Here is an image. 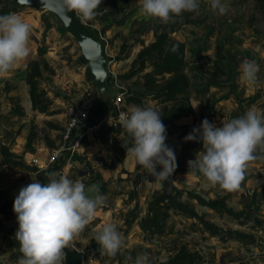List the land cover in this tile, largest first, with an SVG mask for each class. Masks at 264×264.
<instances>
[{
    "label": "rangeland",
    "instance_id": "rangeland-1",
    "mask_svg": "<svg viewBox=\"0 0 264 264\" xmlns=\"http://www.w3.org/2000/svg\"><path fill=\"white\" fill-rule=\"evenodd\" d=\"M12 1L0 0V15L18 13L30 24V54L0 77V175L22 167L34 168L33 158L44 159L37 148L29 155L26 143L31 133L35 134L36 146L42 145L46 138L57 140L68 123L69 107L87 97H92L95 105L100 101L88 61L58 18L33 7L9 9ZM198 2V12H183L165 24L143 15L139 0H102L95 18L84 21L107 44L111 84L120 90L126 87L142 93V74L131 80L123 77L133 70L139 52L156 35L169 33L188 46L185 71L191 81L192 98L198 100L204 90H211L213 108L218 97H222L217 112L223 113L220 118L210 119L218 115L212 114L209 107L205 119L221 127L253 107L264 114V3L222 0L229 10L219 15L211 9L209 0ZM41 47H46L44 61L53 71L42 70L40 79V89L52 101L49 115L33 108L28 110V100L23 99L31 66L37 61L44 64L39 57ZM245 60L259 65V83L255 87L240 79V66ZM212 77H217L213 78L216 83L214 80L208 83ZM220 78L226 79L225 84ZM225 93L228 96L224 97ZM204 105L194 104L198 110ZM187 135L185 131L176 144L173 135L165 141L173 150L178 145L182 149L181 155L176 156V170L168 177L174 181L177 198L165 199L163 181L150 182V173L142 166L129 176L124 174L117 182V190L113 186L116 197L109 196L106 188L109 197L106 196L104 204L118 206L117 215L124 220L121 226L117 225L124 237L123 247L115 256L103 252L94 239L99 227L91 221L68 246L74 259L78 258L80 264H134L139 254H147L149 264H264V158L249 162L239 189L228 191L218 185L210 186L201 174L188 171V161L194 160L204 148L202 142H186ZM114 142L115 138H111L89 164L75 168L76 179H83L88 171L99 172L102 163L96 159L109 163L108 151ZM256 155L264 157V151L258 150ZM114 165L111 162L108 169ZM89 180L83 179L85 186ZM6 242L4 245L0 239V264H17L22 254L14 246L19 244L12 239Z\"/></svg>",
    "mask_w": 264,
    "mask_h": 264
},
{
    "label": "clouds",
    "instance_id": "clouds-1",
    "mask_svg": "<svg viewBox=\"0 0 264 264\" xmlns=\"http://www.w3.org/2000/svg\"><path fill=\"white\" fill-rule=\"evenodd\" d=\"M143 15L169 23L183 12H198V0H139ZM210 7L225 15L229 6L222 0H209ZM28 4V0H19ZM102 0H61L66 12L82 20H92ZM31 26L18 13L0 15V77L14 70L30 54ZM259 65L245 60L240 66V79L248 86L259 83ZM121 124L132 138L133 146L126 157L148 170L155 181H167L177 167L176 156L165 143L166 128L159 113L151 107L132 106L120 115ZM185 141L202 142L204 151L188 161V171L199 173L210 185L234 191L245 179L249 162L264 151V114L253 107L243 116L216 127L207 119L185 137ZM161 169L157 171V167ZM106 202L96 185L73 182L59 173H50L46 184L31 182L19 190L14 200L18 230L15 240L22 254L17 264H63L65 248L95 218ZM95 241L103 252L115 256L124 245V237L114 222L95 231ZM134 264H149L147 254H139Z\"/></svg>",
    "mask_w": 264,
    "mask_h": 264
},
{
    "label": "crops",
    "instance_id": "crops-1",
    "mask_svg": "<svg viewBox=\"0 0 264 264\" xmlns=\"http://www.w3.org/2000/svg\"><path fill=\"white\" fill-rule=\"evenodd\" d=\"M189 51V50H188ZM187 58H188V53H187ZM213 78H217V77H212V79L208 82L211 83V81L214 80V82L216 83L217 80L213 79ZM221 82L226 79H221ZM225 84V83H224ZM118 88L120 89V87L118 86ZM213 88V87H212ZM211 89V88H210ZM29 88L25 86V96L23 99L25 100H30V96H29V92H28ZM121 91L123 94L127 95L129 93L132 92L131 89L123 87L121 88ZM201 93V92H200ZM226 94V93H225ZM194 94L191 93V81L189 78V92H188V97L191 100L193 109H194V114L190 117H186V118H182L180 120L177 121H167L164 122V126L166 128V139H169L171 137V135L175 136L172 141L174 144H176L177 139L181 138V136H183L185 131L190 130V128L193 127V129L195 128H199L202 121L205 120L204 118V114H206L207 109L210 107V101L211 99H213L212 97H209V95H211V90H204L202 92V94H200V99H193L192 96ZM198 96V94H197ZM228 96L227 94L224 96L226 97ZM221 97V96H220ZM218 97V103H216V105H214L213 108H211V113L212 114H216L218 115L219 113V106H220V100L222 99V97L220 98ZM31 101V100H30ZM111 100L109 101H102L100 100L97 105L95 106V109L91 115V119L92 121L94 119H97L99 117L104 116L106 113H108L111 109H112V104H111ZM157 101H153V100H145V104L142 108L144 107H151L154 108L160 115V118L164 117L166 110H167V106L166 105H159L158 103H156ZM199 102H203V104H205L203 107H201V109H197L194 104H198ZM135 105H125L126 110L129 112V109ZM216 107V108H215ZM32 108V103L30 104V106L27 108L28 110H30ZM218 110V111H216ZM221 114H223L220 111V115L216 116L215 118H211L210 119H219L221 116ZM53 116V115H52ZM62 125V124H61ZM216 125V124H215ZM65 125L63 124V127ZM218 127V126H217ZM222 127V126H221ZM193 131V130H192ZM191 131V132H192ZM190 132V133H191ZM124 133V141L123 142H132L133 140L132 138L126 133V131H123ZM187 132V134H190ZM77 134H79V130H77L71 141L70 144L75 145L76 142V138H77ZM52 141H54L57 146L61 147V138L55 140V139H51ZM105 142L106 141H102L101 139H98L96 136H90L87 138V142L83 145H81L79 148H75L73 149V153L71 154L70 157H68V159L66 160V162L61 163V166L59 169H57V161L56 163L49 165L46 168L43 169H39L37 166H35L33 168V166L25 168L22 167L20 170L17 171H11L8 172L7 174L4 175H0V212L3 215V223H0V239L1 241L4 243V245H6V241L9 239H12V241L18 243L15 240V233L18 230V222H17V217L16 214L13 211V205H14V200L16 198V196L19 193V190L24 187L27 186L28 184H30L32 181H39L42 184H46L48 182L49 179V174L50 173H60L61 175L66 176L67 178H69L70 180H72L73 182L80 180L83 182V179H88L89 180V174L88 175H83V179L82 177L79 179H76V177L74 176V169L75 168H81L87 164H89L88 161H91L92 157H95L100 150H102L105 147ZM68 144V146L70 145ZM200 146L199 144L197 145V147ZM177 147L176 150V154L175 156L179 157L181 155L182 149L181 146H175ZM40 149L41 150V157L46 159L51 153L52 151L46 146V141L44 140L43 144L36 146L35 144H33V146L31 147V149L27 150L30 156H32V149ZM112 148V147H111ZM33 149V150H34ZM174 149V148H172ZM198 153V152H197ZM108 154L110 157L109 163L107 162V160L105 159H96L97 161H100V163H102V168H100L98 171L102 174L103 179L108 183L107 185V191H110L109 196L113 195L114 197H116V194L112 193L113 186L116 189V185L117 182L119 181V179L124 176V174H126L125 176H129L133 173H135V171L140 168V165H138L133 159H131L130 157H124L121 161L119 162H115L113 163L112 159L113 157L115 158L112 150L110 149V151H108ZM35 156V155H33ZM46 157V158H45ZM86 157L88 158L87 160ZM32 159V157L30 158ZM44 159H40L42 161H44ZM111 162L114 165V168L112 169H105V165H110ZM61 169V170H60ZM60 170V171H59ZM160 168H157V171H160ZM169 179V178H168ZM138 183V182H137ZM88 184V183H87ZM92 185H96L97 187H99V184H91V185H86V189ZM142 186V185H141ZM140 186V188H141ZM211 186V185H210ZM117 190V189H116ZM107 191L106 194L103 193V195L106 197H109L107 195ZM118 195H121L119 191ZM164 194V193H163ZM177 195H178V191H177ZM176 195V198H177ZM130 206H131V201L129 202ZM117 204L116 205H110V206H101L98 210H97V214L95 216V218L93 219V222L95 221V223L98 225V227H102L105 223L108 222H114L116 225L121 226V224L123 223L124 220L120 219L118 217V208H117ZM1 220V221H2ZM0 221V222H1ZM6 238H8L6 240ZM18 251H19V246H14ZM12 247V248H14ZM12 248H8L9 250H12ZM14 251V250H13ZM65 260L63 262V264L66 263V261L68 262L67 264H80L79 259H74L73 254L71 253V251L67 248H65ZM85 264V262H84Z\"/></svg>",
    "mask_w": 264,
    "mask_h": 264
},
{
    "label": "trees",
    "instance_id": "trees-1",
    "mask_svg": "<svg viewBox=\"0 0 264 264\" xmlns=\"http://www.w3.org/2000/svg\"><path fill=\"white\" fill-rule=\"evenodd\" d=\"M259 1L264 3V0ZM46 53V47L39 49L40 60H45ZM187 53L188 46L185 41L172 38L169 33L156 35L155 40L139 52L134 61L133 70L123 77L125 80H131L137 75L142 74L141 78L143 79V92L136 93V91L132 90L131 93L125 95V105L143 107L145 100L148 98L162 105L171 104L172 107H168L164 117L161 118L162 123L167 121L173 122L192 116L194 109L188 97L189 77L185 71L187 66ZM148 69L150 71L147 72ZM42 70L53 72L46 61H44L43 66L41 61H37L29 70L26 85L29 88L28 92L33 110L41 114L49 115L52 114L50 113L52 101L45 91L40 89V79L43 76ZM17 106L19 109L21 108L19 103H17ZM51 126L56 129L55 125ZM192 130L193 127L187 132L190 133ZM117 132L113 128H104L94 136L107 142ZM60 138V145H62L63 136ZM35 139V134L33 133L28 136L26 143L27 150L31 149ZM45 141L46 146L52 152L60 148L54 141L48 138ZM86 142L87 138L81 142V145ZM131 146H133L132 142H122L121 144L114 142L111 148L115 156L113 163L121 161L126 156V150ZM104 168L108 169L111 167L106 164ZM88 174L89 177H92L88 185L98 183L99 191L103 194L106 191L108 183L103 179L102 174L94 171H88Z\"/></svg>",
    "mask_w": 264,
    "mask_h": 264
},
{
    "label": "water",
    "instance_id": "water-1",
    "mask_svg": "<svg viewBox=\"0 0 264 264\" xmlns=\"http://www.w3.org/2000/svg\"><path fill=\"white\" fill-rule=\"evenodd\" d=\"M22 7H33L39 11L52 13L62 23L65 31L74 39L80 47L83 57L88 61L91 73L95 79V86L99 91V98L102 101L113 100L121 94L119 88L113 87L110 82L109 57L107 54V44L98 33L74 12H66L61 4V0H28V4H20L19 0L9 3V9H19ZM73 153L72 146L61 151L57 157V169L61 163L66 162ZM149 181H155L153 176H149ZM164 194L167 200H174L177 192L174 181L169 178L163 181ZM3 215L0 212V221Z\"/></svg>",
    "mask_w": 264,
    "mask_h": 264
},
{
    "label": "built area",
    "instance_id": "built-area-1",
    "mask_svg": "<svg viewBox=\"0 0 264 264\" xmlns=\"http://www.w3.org/2000/svg\"><path fill=\"white\" fill-rule=\"evenodd\" d=\"M124 96L125 94L121 91V94L112 100V109L104 116L94 119L93 121L91 115L96 105L92 97H87L79 103L69 107L67 113L68 123L63 132L61 147L53 151L44 161L33 158V164L39 169H43L56 163L58 155L61 151L68 148V144H70L77 130H79V134H77L75 145L70 144L72 149L79 148L81 142L85 138L94 136L104 128H113L117 130L118 132L114 134L113 138H115L117 143L121 144L124 141V128L120 121V115L122 113H128L125 108Z\"/></svg>",
    "mask_w": 264,
    "mask_h": 264
},
{
    "label": "flooded vegetation",
    "instance_id": "flooded-vegetation-1",
    "mask_svg": "<svg viewBox=\"0 0 264 264\" xmlns=\"http://www.w3.org/2000/svg\"><path fill=\"white\" fill-rule=\"evenodd\" d=\"M28 104H29V106H30L31 102H28ZM24 105H26V101H24Z\"/></svg>",
    "mask_w": 264,
    "mask_h": 264
},
{
    "label": "bare ground",
    "instance_id": "bare-ground-1",
    "mask_svg": "<svg viewBox=\"0 0 264 264\" xmlns=\"http://www.w3.org/2000/svg\"><path fill=\"white\" fill-rule=\"evenodd\" d=\"M143 44V43H142ZM28 102H31L29 99H28ZM23 142V141H22Z\"/></svg>",
    "mask_w": 264,
    "mask_h": 264
}]
</instances>
